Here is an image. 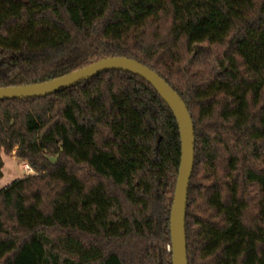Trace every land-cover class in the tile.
I'll use <instances>...</instances> for the list:
<instances>
[{"label":"trees","instance_id":"1","mask_svg":"<svg viewBox=\"0 0 264 264\" xmlns=\"http://www.w3.org/2000/svg\"><path fill=\"white\" fill-rule=\"evenodd\" d=\"M111 57L193 118L189 264H264V0H0V88ZM13 155L34 174L0 190V264H173L182 144L149 82L112 71L0 101V180Z\"/></svg>","mask_w":264,"mask_h":264},{"label":"water","instance_id":"2","mask_svg":"<svg viewBox=\"0 0 264 264\" xmlns=\"http://www.w3.org/2000/svg\"><path fill=\"white\" fill-rule=\"evenodd\" d=\"M112 71L129 72L149 82L177 120L182 156L170 217L172 262L173 264H189L186 220L190 184L196 162L195 125L185 101L158 73L137 60L111 57L44 83L0 88V101L45 98Z\"/></svg>","mask_w":264,"mask_h":264},{"label":"rangeland","instance_id":"3","mask_svg":"<svg viewBox=\"0 0 264 264\" xmlns=\"http://www.w3.org/2000/svg\"><path fill=\"white\" fill-rule=\"evenodd\" d=\"M4 170H3V178L0 180V190L5 188L6 186L12 184L14 181L18 179H22L25 176L34 174L33 170H28L26 164L23 163L16 156H4ZM171 250V247H168V251Z\"/></svg>","mask_w":264,"mask_h":264},{"label":"built area","instance_id":"4","mask_svg":"<svg viewBox=\"0 0 264 264\" xmlns=\"http://www.w3.org/2000/svg\"><path fill=\"white\" fill-rule=\"evenodd\" d=\"M26 166H27L26 168H27L28 170H30V171L32 170V169L30 168V166H28V165H26Z\"/></svg>","mask_w":264,"mask_h":264}]
</instances>
